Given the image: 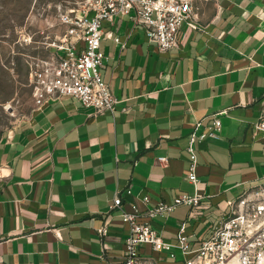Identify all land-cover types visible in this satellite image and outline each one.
<instances>
[{
	"label": "crops",
	"instance_id": "obj_1",
	"mask_svg": "<svg viewBox=\"0 0 264 264\" xmlns=\"http://www.w3.org/2000/svg\"><path fill=\"white\" fill-rule=\"evenodd\" d=\"M212 5H196L169 51L130 16L103 20L101 74L120 100L116 111L52 98L2 136L1 262L121 263L123 210L145 212L198 191L201 207L180 205L152 221L167 241L178 243L185 231L197 247L228 213V200L264 184V140L254 128L264 109V0ZM215 116L218 135L195 143L196 185L187 175L189 137ZM140 252L146 264H185L179 247L145 244Z\"/></svg>",
	"mask_w": 264,
	"mask_h": 264
},
{
	"label": "built area",
	"instance_id": "obj_2",
	"mask_svg": "<svg viewBox=\"0 0 264 264\" xmlns=\"http://www.w3.org/2000/svg\"><path fill=\"white\" fill-rule=\"evenodd\" d=\"M86 9L64 13L66 26L59 40L53 44L56 51L31 72L36 102L41 106L52 98L69 96L79 99L83 105L92 106L96 113L115 112L119 98L110 83L103 81L101 69L106 54L101 49L105 33L103 20L116 15H127L142 26L149 42L160 51L179 47L178 33L182 23L190 18L195 7L193 0H90ZM93 12V14H91ZM110 36H112L110 34ZM114 37V36H112ZM121 42L119 37H114ZM126 45V42H123ZM264 104V94L262 97ZM222 122L218 116L201 134L192 133L188 150L190 165L188 178L199 183L197 167L199 154L196 141L217 136ZM254 128L264 140V109ZM166 161L167 157H159ZM203 194L180 193L173 201L160 200L145 212L123 210V220L128 223L124 260L115 264H146L141 259V247L150 244L154 250L172 251L181 248L186 255L185 264H264V184L244 190L235 199L228 200V213L217 223L207 239L193 247L190 235L179 234V242L167 241L152 221L173 212L180 205L192 209L201 207ZM149 201V195H145ZM122 198L115 197L114 206L120 207ZM146 216V220L140 217ZM175 256V253L171 252ZM0 264H6L0 261ZM18 264V263H13Z\"/></svg>",
	"mask_w": 264,
	"mask_h": 264
},
{
	"label": "rangeland",
	"instance_id": "obj_3",
	"mask_svg": "<svg viewBox=\"0 0 264 264\" xmlns=\"http://www.w3.org/2000/svg\"><path fill=\"white\" fill-rule=\"evenodd\" d=\"M90 0H0V140L38 106L31 72L56 51L64 13L86 9ZM216 0H193L208 4ZM4 171H0V187Z\"/></svg>",
	"mask_w": 264,
	"mask_h": 264
}]
</instances>
